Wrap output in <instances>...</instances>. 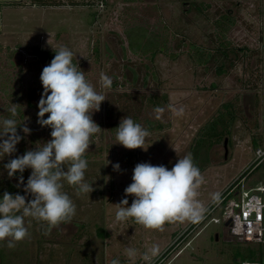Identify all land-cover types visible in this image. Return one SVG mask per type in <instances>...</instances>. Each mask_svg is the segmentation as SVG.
I'll return each instance as SVG.
<instances>
[{
  "label": "rangeland",
  "instance_id": "1",
  "mask_svg": "<svg viewBox=\"0 0 264 264\" xmlns=\"http://www.w3.org/2000/svg\"><path fill=\"white\" fill-rule=\"evenodd\" d=\"M79 1L54 4L47 11H6L13 29L4 36L7 44L0 46V119L9 115L6 109L11 103L17 104L16 119H25L31 129L24 135L18 126L23 138L10 159L51 138V129L37 123V103L43 91L39 77L50 62L39 59L33 52L36 47L69 48L73 63L106 99L92 113L101 131L85 153V180L93 190L77 196L65 182L63 191L76 205L72 221L46 236L40 224L26 219L28 238L13 249L0 242L8 261L4 264H110L113 259L120 264H146L142 254L153 245H159L164 256L160 264L260 260L262 245L232 239L221 219L222 205L212 206L211 195L220 192L222 196L236 180L246 188L262 181V166L253 165V158L256 146H264V0ZM222 13L234 18L225 30L215 24ZM221 41L246 45L258 54H241L227 72L218 73L217 65L222 59L227 61L217 52ZM195 45L212 52L211 59L198 61ZM101 73L112 79L110 88L100 86ZM227 101L234 118L226 133L195 156L191 145L198 130L217 113L227 119L222 111ZM170 104L183 108V116L173 115ZM157 106L164 108L159 119L154 111ZM124 117L148 129L146 150L114 143L116 127ZM189 152L205 178L197 198L208 211L200 223H166L163 231L145 229L131 220L114 223L116 204L124 198L137 163L171 169ZM3 159L0 177L9 178ZM116 163L120 171L113 170ZM26 170L23 183L31 172ZM18 177L10 179L23 189ZM127 199L130 205L133 197ZM126 248H135L136 256L129 259Z\"/></svg>",
  "mask_w": 264,
  "mask_h": 264
},
{
  "label": "clouds",
  "instance_id": "2",
  "mask_svg": "<svg viewBox=\"0 0 264 264\" xmlns=\"http://www.w3.org/2000/svg\"><path fill=\"white\" fill-rule=\"evenodd\" d=\"M54 51V58L43 67L39 77L43 91L37 103V123L51 129V138L23 155L9 159L3 166L9 178L19 173L21 183L23 172L31 170L23 183L24 195L5 191L0 198V242H6L9 249L29 237L26 219L40 224L42 234L46 236L53 228L72 221L76 205L63 191L65 182L77 196L89 195L93 190L92 183L85 180L88 168L85 153L93 143V137L101 131L92 119V113L100 110L106 97L95 90L84 71L73 63L74 54L69 48L61 46ZM112 83L108 75L100 74L102 88H110ZM11 105L6 109L9 115L0 119V159L17 151L16 145L23 138L17 131L18 126L24 135L31 132L25 119H16L19 114L17 104ZM168 109L177 117L184 114L183 108L171 104ZM154 111L159 119L164 108L157 106ZM149 135L148 129L140 123L124 117L116 127L114 143L130 150H146L145 141ZM261 152L264 149L258 150V154ZM113 170L120 171L119 163L113 164ZM131 179L124 189V198L116 204L114 223L131 220L145 229L163 231L166 223L197 224L205 218L208 208L197 198L205 178L190 152L179 158L171 169L164 165L137 163ZM29 195L31 199H26ZM129 195L133 197L130 205ZM211 200L219 203L221 193H212ZM125 252L129 259L137 254L135 248H126ZM160 254L159 245H153L142 254V259L146 264H153ZM110 264H120V260L113 259Z\"/></svg>",
  "mask_w": 264,
  "mask_h": 264
},
{
  "label": "trees",
  "instance_id": "3",
  "mask_svg": "<svg viewBox=\"0 0 264 264\" xmlns=\"http://www.w3.org/2000/svg\"><path fill=\"white\" fill-rule=\"evenodd\" d=\"M78 3L80 2L79 0H31L32 3H37V4H62L65 2H74ZM84 2V1H83ZM234 22V18L232 16H229L227 13H222L220 17H217L215 19V24L217 27H221V29L225 30L229 24ZM158 46L156 45L155 49L151 50V55L155 54L156 49ZM217 52L221 54V56L225 60H221L220 63L216 67V71L218 73H225L227 72L234 64V61L236 58H238L241 54H246L250 55L253 52H256V49L248 47L246 45L243 46H231V45H226L224 42H220L217 45ZM161 49V48H159ZM195 54L197 55V60L200 62H206L211 57L213 56V53L210 51H205L200 47L195 45ZM54 50H41L40 48L36 47L33 52L39 56V59L44 62H50L51 59L54 58V55L56 54ZM243 51V52H242ZM241 52V53H240ZM254 54V53H253ZM258 54V52H256ZM259 59V57H258ZM114 84V83H112ZM149 100L153 99L150 97ZM231 103L230 101H227L223 103V108L225 111V115L227 116V119L221 116L220 113H217L213 118L209 119L205 124H203L200 129L198 130V133L194 139L193 144L191 145V149L193 150V154L195 156H199L202 152H206V148L208 149L210 146H212L214 141H218L221 139L222 135L226 133L228 126L230 125V122L234 118V112L231 109ZM229 124V125H228ZM10 158L8 156H5L4 159L1 161L2 166H4L5 163L8 162ZM204 165V164H203ZM202 165V166H203ZM200 166V167H202ZM27 170L23 172V177H26ZM20 174L17 173L16 176H19ZM239 181L236 180L235 183ZM7 191L11 194H16L23 189L21 187H17V185L10 179V178H3L0 177V198H2L3 193ZM100 234H102L101 229H99ZM6 253L3 250V247L0 246V264L7 263V257L5 255ZM259 259H262V254L260 255Z\"/></svg>",
  "mask_w": 264,
  "mask_h": 264
},
{
  "label": "built area",
  "instance_id": "4",
  "mask_svg": "<svg viewBox=\"0 0 264 264\" xmlns=\"http://www.w3.org/2000/svg\"><path fill=\"white\" fill-rule=\"evenodd\" d=\"M262 149L264 146H257L253 158V165L262 166L261 183L248 188L239 181L233 183L221 196L220 202L212 205H222L221 219L232 239L262 245L261 260H241L240 264H264V152L258 154ZM163 258L161 253L153 264H160Z\"/></svg>",
  "mask_w": 264,
  "mask_h": 264
},
{
  "label": "crops",
  "instance_id": "5",
  "mask_svg": "<svg viewBox=\"0 0 264 264\" xmlns=\"http://www.w3.org/2000/svg\"><path fill=\"white\" fill-rule=\"evenodd\" d=\"M53 7H55V5L32 3L31 0H0V46L7 44L3 41L4 36L7 34V32L12 31L11 29H13V24H11L10 22V20H12V17L9 18L10 15L8 16V13H6L7 10L16 13L17 11H21L24 9L37 11L39 10L37 8H42L44 11H47L48 8L50 9ZM8 22L10 23L9 25ZM6 27H9V29H7ZM257 146H262V144H259Z\"/></svg>",
  "mask_w": 264,
  "mask_h": 264
},
{
  "label": "water",
  "instance_id": "6",
  "mask_svg": "<svg viewBox=\"0 0 264 264\" xmlns=\"http://www.w3.org/2000/svg\"><path fill=\"white\" fill-rule=\"evenodd\" d=\"M224 148H225V156L227 154V147H226V143H227V138L224 139ZM228 221L225 222V224H227Z\"/></svg>",
  "mask_w": 264,
  "mask_h": 264
},
{
  "label": "flooded vegetation",
  "instance_id": "7",
  "mask_svg": "<svg viewBox=\"0 0 264 264\" xmlns=\"http://www.w3.org/2000/svg\"><path fill=\"white\" fill-rule=\"evenodd\" d=\"M1 263V262H0Z\"/></svg>",
  "mask_w": 264,
  "mask_h": 264
}]
</instances>
